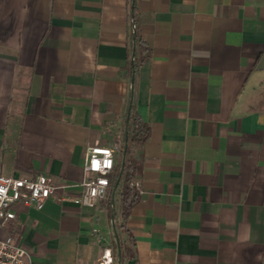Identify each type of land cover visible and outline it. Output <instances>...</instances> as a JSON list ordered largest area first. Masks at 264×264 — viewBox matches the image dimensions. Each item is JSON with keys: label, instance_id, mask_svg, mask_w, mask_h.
<instances>
[{"label": "crops", "instance_id": "crops-1", "mask_svg": "<svg viewBox=\"0 0 264 264\" xmlns=\"http://www.w3.org/2000/svg\"><path fill=\"white\" fill-rule=\"evenodd\" d=\"M130 2L0 0V175L78 194L87 148L123 140L130 99L150 125L131 147L134 244L119 202L18 203L3 233L24 264H96L118 238L136 264H264V0H138L152 55L133 76Z\"/></svg>", "mask_w": 264, "mask_h": 264}, {"label": "built area", "instance_id": "built-area-1", "mask_svg": "<svg viewBox=\"0 0 264 264\" xmlns=\"http://www.w3.org/2000/svg\"><path fill=\"white\" fill-rule=\"evenodd\" d=\"M123 140L120 138L112 146L93 145L87 148L84 160L85 177L80 183L78 194L60 193V188L70 185H57L52 176L44 173L36 177H15L0 175V264H24L26 249L12 234L3 233L4 227L17 217L16 205L22 203L41 209L45 202L54 199L58 202H73L82 207L100 209L104 202L114 207L115 191L112 175L121 154ZM141 193L139 183L135 182ZM99 241L105 243L102 231L92 229ZM96 264H118L111 242L105 243Z\"/></svg>", "mask_w": 264, "mask_h": 264}, {"label": "trees", "instance_id": "trees-1", "mask_svg": "<svg viewBox=\"0 0 264 264\" xmlns=\"http://www.w3.org/2000/svg\"><path fill=\"white\" fill-rule=\"evenodd\" d=\"M138 0H131V46L134 57H130L126 69L130 76H133L143 64L151 59V47L143 40L139 24L137 21ZM125 133L121 147L120 158L116 169L112 175V187L115 191V202H119V210L122 222L116 225V232L122 229L128 234L129 242L134 244V238L126 227L131 210L140 200V192L135 185L139 173V164L131 155V147L135 144L145 142L150 137V125L144 120L134 102L129 99L127 112L124 116ZM116 214V213H115ZM129 243V244H130ZM113 249L118 264H123L125 260L135 259V253L128 243L121 241L120 238L114 244Z\"/></svg>", "mask_w": 264, "mask_h": 264}, {"label": "water", "instance_id": "water-1", "mask_svg": "<svg viewBox=\"0 0 264 264\" xmlns=\"http://www.w3.org/2000/svg\"><path fill=\"white\" fill-rule=\"evenodd\" d=\"M135 52L132 53V57H134ZM127 264H136L135 260H129Z\"/></svg>", "mask_w": 264, "mask_h": 264}, {"label": "rangeland", "instance_id": "rangeland-1", "mask_svg": "<svg viewBox=\"0 0 264 264\" xmlns=\"http://www.w3.org/2000/svg\"><path fill=\"white\" fill-rule=\"evenodd\" d=\"M116 204H117V201H116Z\"/></svg>", "mask_w": 264, "mask_h": 264}]
</instances>
